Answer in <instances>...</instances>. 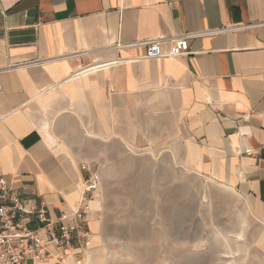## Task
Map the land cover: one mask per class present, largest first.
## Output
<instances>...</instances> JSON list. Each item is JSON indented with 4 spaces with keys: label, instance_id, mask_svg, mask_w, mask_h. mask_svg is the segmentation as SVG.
Here are the masks:
<instances>
[{
    "label": "crops",
    "instance_id": "obj_1",
    "mask_svg": "<svg viewBox=\"0 0 264 264\" xmlns=\"http://www.w3.org/2000/svg\"><path fill=\"white\" fill-rule=\"evenodd\" d=\"M210 32L184 57L132 46ZM0 88V181L30 210L82 214L96 242L89 183L108 146L173 147L264 232V0H0Z\"/></svg>",
    "mask_w": 264,
    "mask_h": 264
},
{
    "label": "rangeland",
    "instance_id": "obj_2",
    "mask_svg": "<svg viewBox=\"0 0 264 264\" xmlns=\"http://www.w3.org/2000/svg\"><path fill=\"white\" fill-rule=\"evenodd\" d=\"M159 150L108 146L89 183L98 240L90 233L76 264H264L246 199L184 170L173 147Z\"/></svg>",
    "mask_w": 264,
    "mask_h": 264
},
{
    "label": "built area",
    "instance_id": "obj_3",
    "mask_svg": "<svg viewBox=\"0 0 264 264\" xmlns=\"http://www.w3.org/2000/svg\"><path fill=\"white\" fill-rule=\"evenodd\" d=\"M239 28H227L218 31L229 32ZM216 34H180L170 37H159L132 46H145L147 59L178 58L191 54L190 41L197 37ZM170 44V52L164 54L162 45ZM35 62L20 67L42 65ZM2 89L0 88V95ZM29 215H34L40 223L38 230L30 227ZM83 215H76L74 225H60L48 218L44 207L30 210L28 201H22L19 195L4 180L0 181V264H67L72 258L75 262L81 250L88 246L89 235L78 220ZM78 247H76V243Z\"/></svg>",
    "mask_w": 264,
    "mask_h": 264
},
{
    "label": "bare ground",
    "instance_id": "obj_4",
    "mask_svg": "<svg viewBox=\"0 0 264 264\" xmlns=\"http://www.w3.org/2000/svg\"><path fill=\"white\" fill-rule=\"evenodd\" d=\"M68 264H76V262L72 258H70L68 260ZM89 264H91V261L89 262Z\"/></svg>",
    "mask_w": 264,
    "mask_h": 264
}]
</instances>
